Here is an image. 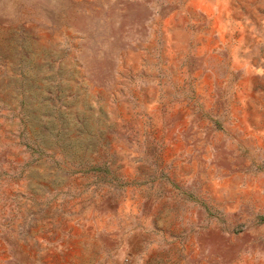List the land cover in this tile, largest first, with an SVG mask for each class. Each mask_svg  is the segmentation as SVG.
Wrapping results in <instances>:
<instances>
[{
	"label": "rangeland",
	"instance_id": "1",
	"mask_svg": "<svg viewBox=\"0 0 264 264\" xmlns=\"http://www.w3.org/2000/svg\"><path fill=\"white\" fill-rule=\"evenodd\" d=\"M0 264H264V0H0Z\"/></svg>",
	"mask_w": 264,
	"mask_h": 264
}]
</instances>
